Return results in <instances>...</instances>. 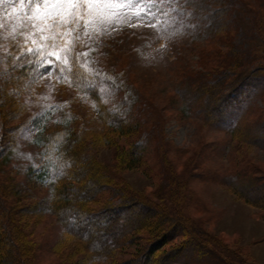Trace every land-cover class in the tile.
Here are the masks:
<instances>
[{
	"label": "rangeland",
	"instance_id": "1",
	"mask_svg": "<svg viewBox=\"0 0 264 264\" xmlns=\"http://www.w3.org/2000/svg\"><path fill=\"white\" fill-rule=\"evenodd\" d=\"M238 1L247 6L249 25L264 40V0ZM153 7L164 14L158 15L152 26L134 18L137 8H125L103 24L92 21L88 35L82 27L76 33L79 38L75 49L92 72L101 77L105 105L119 107L127 112L126 118L127 109L132 107L136 117L126 121L139 128L138 134L130 136L108 126L98 115V104L92 97L77 88L56 83L48 69L35 68L27 77L12 70L17 61L14 57L17 39L28 30L38 35L42 26L31 19V7L27 4L0 0V182L23 183L26 194L31 196L25 204L33 205L49 195L48 188L32 181L33 174L43 164L41 149L35 144L37 125L43 123L46 131L73 127V137L79 142L75 148L84 150L85 157L102 169L110 184L129 190L132 197L145 198L171 211L162 231H171L177 237L168 248L173 250L189 239L176 228L179 224L186 228L185 232H194L202 240L206 238L210 243L208 249L215 250L214 255L231 264L232 261L264 264V208L216 179L219 173L240 172V180H249V174L264 176V145L257 148L235 141L228 131L232 122L230 116L226 117L229 113L225 118L230 122L225 120L217 126L207 125L199 116L185 117L177 95L179 86L189 83V72L205 73L209 71L206 62L221 52L227 55L223 42L237 36L240 23L234 16V22L222 26L212 40L211 36L206 37L209 34L195 35L197 22L189 21L188 8L184 10L175 1L165 0L157 1ZM229 13L233 16L235 9L229 8ZM259 63L264 66V57ZM258 70L264 74V68ZM262 112L264 96L247 100L233 110V117L236 115L233 124L243 128L254 126ZM135 140L148 143L147 158L139 167L126 168L121 152ZM229 148L231 151L227 153ZM199 163L203 165L198 166ZM184 173L188 174L189 192L186 201L175 207L160 197L158 189L170 174ZM261 189L255 198H264ZM112 197V190L103 191L88 207L97 210ZM26 206L20 212L22 238L28 245L25 252L38 254L36 264L75 263L80 253L74 252L82 250L83 245L66 239L56 217ZM79 226L83 228L86 223ZM79 226L74 224L71 228L77 230ZM149 241L151 236L142 232L141 238L118 252V262L139 257ZM17 242L12 241L16 249ZM19 251L24 253L21 247Z\"/></svg>",
	"mask_w": 264,
	"mask_h": 264
},
{
	"label": "trees",
	"instance_id": "2",
	"mask_svg": "<svg viewBox=\"0 0 264 264\" xmlns=\"http://www.w3.org/2000/svg\"><path fill=\"white\" fill-rule=\"evenodd\" d=\"M165 1H175L184 10L188 8L189 21L197 22L195 26L197 36L209 34L206 37L211 36L210 39L213 40L222 26L234 22L232 21L234 16L240 23L241 29L237 36L229 37L223 42L228 49L227 55L221 52L212 58L213 60L206 62L209 71L205 73L198 75L189 72V83L179 86L177 95L182 104L180 111L185 117L196 119L199 116L207 125L217 126L220 122L229 120L225 118L229 113L226 117L230 116L232 122L228 131L234 140L260 148L264 145V112L260 114L254 126L243 128L238 123L233 124L234 117L236 118V115L233 117V110L235 111L236 107H242L247 100L264 96V74L258 70L264 68L259 63L261 57H264V40L259 35L260 32H254L249 25L246 17L249 15L247 6L238 0ZM223 5L227 8H223ZM229 8L235 9L233 16L229 13ZM59 31L58 28L55 31H47L44 35L41 33L34 35L29 30L22 33L16 41L18 43L15 46L14 57L17 61L12 65V70L21 77L29 76L28 74L35 68L45 70L44 65L47 64L50 53H55L51 59L56 61L57 55H61L63 50L71 45L67 58L58 61L55 68L48 66L54 81L77 88L92 97L98 104V115L112 129L124 135L138 134L139 125L126 121L136 117L132 113V107L127 109L129 114L126 118L124 114L127 112L121 111L119 107L110 108L105 105L102 100L104 86L100 83L101 77L92 72L83 57L78 54L75 49L77 39H73L72 34L68 32L57 39ZM53 43L58 47H51ZM27 48L37 49V52L30 56H21V49ZM70 76L75 82L69 79ZM227 109L231 112H227ZM68 125L69 123H65V126ZM37 126L39 128L35 144L41 149L39 153L43 158V164L33 174L32 181L48 188L49 195L42 196L33 205L25 204L24 201L31 196L28 197L29 194H26V186L23 183L10 185L6 181L0 182V264L37 262L38 254L30 255L25 252L28 245L22 238L23 224L20 212L26 205L27 209L56 217L65 230L66 239L72 244L79 242L83 245L82 250L74 252L80 253V258L78 257L73 264H231L214 255L215 250L208 249L210 243L206 238L202 240L194 232H185L186 228L179 224L176 228L188 235L189 239L173 250L168 248L177 236L171 235V231L170 233L162 231L163 225L169 222L171 216V211L166 206L154 205L152 201L142 197V199L138 196L132 197L133 194L129 190L110 184V179L102 169L92 159L85 157L84 150L75 148L79 142L73 137V127L72 130L62 128L46 131L47 126L45 127L43 123H38ZM147 147V142L130 141L129 148L121 152V160L126 168L139 167L147 158ZM229 151L230 148L227 153ZM200 164L198 166L203 165ZM169 171H172L170 166ZM249 175L251 177L249 180H240V172L226 175L219 173L216 179L228 184L246 200L255 204L259 202L264 208V198L254 196L262 190L261 188L264 189V176ZM187 178V173L170 174L162 183V188L158 189V194L172 202L175 207L180 206L186 201V193L189 192ZM106 190H112L114 197L97 210L89 208L88 203L93 202L99 193ZM83 222L87 227L79 226ZM74 224L79 226L77 230L71 228ZM144 231L151 236V241L138 254L139 257L128 262L123 260L118 262L116 257L118 252L141 238ZM15 239L19 240L16 245L18 249L12 246ZM19 247L24 249V253H20ZM235 262L232 261L234 264Z\"/></svg>",
	"mask_w": 264,
	"mask_h": 264
},
{
	"label": "snow or ice",
	"instance_id": "3",
	"mask_svg": "<svg viewBox=\"0 0 264 264\" xmlns=\"http://www.w3.org/2000/svg\"><path fill=\"white\" fill-rule=\"evenodd\" d=\"M156 2L157 0H19L21 5L27 4L31 7V19L42 26L41 33L60 29L56 35L57 39L65 32L72 34L73 39H78L76 33L81 27L84 29V34L88 35L87 29L92 21L103 24L125 8H137L138 11L134 18L141 24L152 26V21L158 15L164 14L160 9H154L153 5ZM50 46L58 47L55 43ZM71 48V45L65 48L61 55H57L56 61L51 59L55 53H50L44 67L48 69V66L51 65L52 68H55L58 61L68 57ZM36 52L37 49H21V56H30ZM82 55H87V53ZM69 79L75 82L72 76ZM79 79L83 78L79 77Z\"/></svg>",
	"mask_w": 264,
	"mask_h": 264
}]
</instances>
